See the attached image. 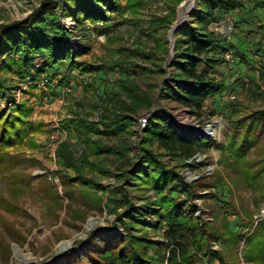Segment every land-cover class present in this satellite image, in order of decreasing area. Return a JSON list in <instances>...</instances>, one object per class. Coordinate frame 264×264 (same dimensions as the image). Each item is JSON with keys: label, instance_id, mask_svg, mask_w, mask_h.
I'll list each match as a JSON object with an SVG mask.
<instances>
[{"label": "rangeland", "instance_id": "1", "mask_svg": "<svg viewBox=\"0 0 264 264\" xmlns=\"http://www.w3.org/2000/svg\"><path fill=\"white\" fill-rule=\"evenodd\" d=\"M45 1L0 0V24H9L33 15ZM54 2L60 24L70 32L69 40L59 54H67L69 48H73L76 65H72L63 56L50 67L49 76L43 74L35 80L19 79L14 72H0L2 77L9 78L7 85L10 87L0 94V111H10L14 104L28 101L34 108L30 120L43 125L35 133L36 147L25 145L10 149L12 154H23L27 160L15 168L21 173L19 184L23 187L22 196L13 198L8 189L11 180H0V189L14 203V209L0 207V264H77L67 254L75 242L86 239L92 229L104 228L97 234H109L110 240L113 239V232L120 238L127 234L119 226V222L118 226L114 224L115 213L106 206L110 203V195L122 197L118 188L127 190L131 204L136 207L141 208L146 203L153 204L156 198V192L150 184L143 183L132 175L128 178L120 177L121 171L117 169L115 153L106 151L98 157L84 138L71 129L69 122L79 116L98 122L103 111L102 100L106 96L119 93L122 99H127L119 87L120 78H133L143 89H147L149 84H160L156 90L157 94L160 92L164 77L160 79L159 74L151 73L150 70L157 71L160 65L166 67L171 46L169 32L177 19V9L181 2L123 0L122 9L118 13L98 3V7L107 16H111L110 20L99 21L97 25L87 20L79 26L71 16L63 15L61 0ZM134 2H140V6H135ZM241 2V7L227 13L223 20L210 25L211 29L224 34L229 40L234 32H238L239 37L245 40L242 48L246 50V59H240L232 52L235 55L234 61H220L214 69L208 71L210 76L224 82L225 92L210 97L200 115L191 112L188 106L170 99L159 100L152 108L153 111L164 110L166 122L184 139L206 134L201 139H196L205 142L201 151L187 161L173 158L157 148L155 151L162 154L161 159L165 165L181 174L187 182L196 184L200 181L197 186L216 182L217 177L222 176V184L218 182L220 185L217 188L210 185L200 187L192 200L198 206L196 215L200 216L201 211H205L204 218L208 222L212 220L211 212L217 211L220 218L216 223L219 226L225 210L230 218L253 213L254 225L264 218V201L258 199L257 190L250 187L242 175L235 173L222 160L221 144H225L236 121L245 119L249 122L252 114L264 109V70L263 73H258V60L264 58V7H257L261 0ZM198 5L199 1L197 7ZM161 19L164 20L160 22ZM190 21L191 16L187 24ZM176 40L175 33V46ZM257 47L261 49L257 50ZM119 60L129 68L128 72H121L118 68L110 71L101 68L102 64ZM40 66L41 63H37L33 72ZM32 86L35 87L31 88ZM156 96L155 99L158 98ZM146 114H149L150 119L152 111H141L140 114L133 115V121L124 133L105 134L97 131L93 134V139L107 146L126 143V159L136 162L141 158L140 145L147 127L140 126L139 118ZM207 126H212L213 130H207ZM258 133L261 141L258 146H262L264 130ZM65 141L70 143L69 148L76 159L86 154L93 162L99 163L100 168L109 170L108 174H104L99 169L89 170L86 166L84 172L87 178L102 185V188L95 185L89 190H92L91 195L97 190L103 196L101 209L85 205L78 184L70 187L74 188V193L65 192L67 185L62 179L64 172L76 174L72 168L59 165L58 146ZM255 156L256 149L253 148L249 158ZM44 175L46 178H42ZM215 190L218 191V198L203 197ZM179 196L183 198L184 194ZM110 205L109 209L112 210L114 205ZM118 210L121 212L125 209ZM151 219H154L153 215L149 216V220ZM143 226L140 223L136 227L138 233L144 232L141 231ZM146 232L155 239H162L164 236L162 229L149 227ZM64 241H72L67 251L58 248ZM243 244L242 241L236 252V249L228 248L223 243L230 264H252L242 255ZM214 247L221 248V244L214 242ZM85 250V245H82L73 253L78 257Z\"/></svg>", "mask_w": 264, "mask_h": 264}, {"label": "trees", "instance_id": "2", "mask_svg": "<svg viewBox=\"0 0 264 264\" xmlns=\"http://www.w3.org/2000/svg\"><path fill=\"white\" fill-rule=\"evenodd\" d=\"M122 1L61 0L60 5L63 15L71 16L77 26L85 24L87 20L97 25L99 21L106 22L111 17L98 7V3L118 13L122 9ZM176 1L180 3L182 0ZM261 1L257 7H264V0ZM134 3L135 6H140V2ZM54 4V0H46L40 6L41 9L33 15L9 24H0V72H14L19 79L35 80L43 74L49 76L50 67L63 56H66L72 65H76L73 48L70 47L67 54H59L60 49L68 42L70 32L60 24V16L57 15V6ZM241 6V0H199L190 23L176 32L175 55L169 65V76L163 79L157 99L156 90L160 84H149L147 89H143L133 78H120L118 84L127 99H122L119 93L106 96L102 100L103 111L98 122L83 116L73 118L69 122L71 129L84 138L98 157L106 151L115 153L117 169L121 171L120 177L128 178L132 175L133 178L150 184L156 192L153 204L146 203L140 208L131 204L127 190L118 188L122 197L110 195L109 202L113 203V209H109L110 203L106 206L115 213L114 224L119 222V226L127 234L120 238L113 232V239L110 240L109 234H97L104 228L92 229L86 239L77 240L70 249L67 254L70 260L76 261L77 264H230L223 243L237 252L243 241L242 255L245 260L252 264H264V218L254 225L253 213L230 218L225 210V216L221 218L219 226L216 223L220 218L217 211L211 212L212 220L209 222L204 218L205 211H201L200 216H197L198 206L192 201L193 198L198 194L200 187L210 185L217 188L223 183L222 176L219 175L216 182L197 186L200 181L196 184L187 182L181 174L165 165L161 159L162 154L155 151L157 148L183 161L201 151L202 145L205 144L203 140L182 138L166 122L164 110L153 111L152 108L157 101L170 99L188 106L191 112L200 115L203 114L202 108L210 97L225 92L224 82L210 76L208 71L214 69L220 61L229 62L227 55L230 52L240 59H246V50L242 48L245 40L239 37L238 32H234L229 40L224 34L211 29L210 25L223 20L227 13ZM261 60L262 58H259L258 63ZM121 61L102 64L101 68L106 71L118 68L121 72H128L129 68L123 66ZM37 63H41V66L33 72ZM258 68L261 70L258 69V73H263L264 65L258 64ZM150 72L159 74L160 79L168 74L162 65L157 71ZM8 80L9 78L0 75V94L5 88L10 89ZM141 111H152V114L140 145L141 158L136 162L126 159V143L107 146L93 139V134L97 131L105 134L126 132L133 121V115L140 114ZM33 112L34 108L28 101L14 104L10 111H0V180H11L8 189L13 198H20L23 194V187L19 184L21 173L15 170L16 165L27 160L23 154H12L10 149L25 145L36 147L35 133L40 131L43 125L41 122L30 120ZM263 130L264 109L252 114L249 122L245 119L237 120L221 148L223 162L235 173L242 175L249 186L257 190L258 199L264 201V145L258 146L261 142L258 132ZM69 147L70 143L67 141L58 146L59 165L72 168L76 173L71 175L64 172L62 179L67 185L65 192L74 193V188L70 187L78 184L85 205L101 209L103 196L97 190L91 195L92 190H89L95 185L102 188V185L92 178H87L84 172L86 166L89 170L99 169L104 174H108L109 170L100 168L99 163L93 162L86 154L76 159ZM253 148L256 149V156L249 158ZM182 193L183 198L179 196ZM203 197L218 198V191L209 192V195ZM229 204L233 205L231 202ZM0 207L14 209L13 201L6 197L1 189ZM119 208L125 210L120 212ZM150 215H153L154 219L149 220ZM140 223L144 225L141 227V231H144L141 234L136 230ZM149 227L162 229L163 238L155 239L147 235L146 230ZM214 242L221 244V248H215ZM82 245H85V253L82 252L76 257L73 252Z\"/></svg>", "mask_w": 264, "mask_h": 264}, {"label": "water", "instance_id": "3", "mask_svg": "<svg viewBox=\"0 0 264 264\" xmlns=\"http://www.w3.org/2000/svg\"><path fill=\"white\" fill-rule=\"evenodd\" d=\"M199 0H183L181 4L178 6V15L177 19L174 22V24L171 27V30L169 32L170 35V41H171V46H170V54H169V59L166 64V70L168 71V74L163 78L166 79L169 76V68L168 65L171 62L172 56L174 55V48H175V33L177 32L178 29L182 28L183 26L187 25V23L190 20V16L197 10V4ZM160 91V89H159ZM160 92H158L157 96L159 95ZM205 134L203 133L200 135L198 138L201 139ZM197 137H191L190 140L195 139ZM66 245H65V244ZM72 241H64L61 242L58 245L59 250L61 251H67L69 247H71Z\"/></svg>", "mask_w": 264, "mask_h": 264}, {"label": "built area", "instance_id": "4", "mask_svg": "<svg viewBox=\"0 0 264 264\" xmlns=\"http://www.w3.org/2000/svg\"><path fill=\"white\" fill-rule=\"evenodd\" d=\"M227 57L230 60L229 62L234 61V54L232 52H230L227 55ZM259 64L264 65V58H262V60H261V62ZM232 97H234V96H232ZM139 123H140L141 127L146 126L149 123V114L141 115L140 118H139Z\"/></svg>", "mask_w": 264, "mask_h": 264}, {"label": "bare ground", "instance_id": "5", "mask_svg": "<svg viewBox=\"0 0 264 264\" xmlns=\"http://www.w3.org/2000/svg\"><path fill=\"white\" fill-rule=\"evenodd\" d=\"M212 126H207V130H213L212 128H211ZM209 128H211V129H209ZM205 134V133H204ZM206 135V134H205Z\"/></svg>", "mask_w": 264, "mask_h": 264}]
</instances>
